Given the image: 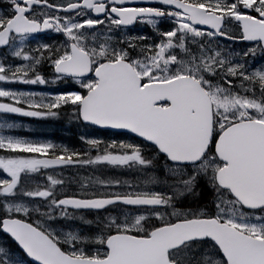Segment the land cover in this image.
I'll use <instances>...</instances> for the list:
<instances>
[{"label":"snow or ice","instance_id":"snow-or-ice-1","mask_svg":"<svg viewBox=\"0 0 264 264\" xmlns=\"http://www.w3.org/2000/svg\"><path fill=\"white\" fill-rule=\"evenodd\" d=\"M0 5V264H264V0Z\"/></svg>","mask_w":264,"mask_h":264},{"label":"flooded vegetation","instance_id":"flooded-vegetation-1","mask_svg":"<svg viewBox=\"0 0 264 264\" xmlns=\"http://www.w3.org/2000/svg\"><path fill=\"white\" fill-rule=\"evenodd\" d=\"M4 7L0 5V8ZM58 86H61L62 89L70 87L67 84H49L45 87L47 89H55ZM10 87L23 89V90H40L43 86H27V85H11ZM70 114H64L60 119H49V120H37L34 118H27V117H14V119L20 121L24 125L23 131H21V135H26L25 137L29 138V135H42L41 132L37 131L36 129H42L44 126L53 127V130L48 135H65L67 133L71 134V136H76L77 128L76 123L75 126L73 125V119L69 118ZM76 122V121H75ZM56 132H55V130Z\"/></svg>","mask_w":264,"mask_h":264},{"label":"rangeland","instance_id":"rangeland-1","mask_svg":"<svg viewBox=\"0 0 264 264\" xmlns=\"http://www.w3.org/2000/svg\"><path fill=\"white\" fill-rule=\"evenodd\" d=\"M148 30H150V29H148L146 26H143V25L138 26V28H137L138 32H148ZM56 85H58V84H56ZM61 89H62L61 86H58L55 89H47L45 86H43V88H41L38 91L56 92V91H60ZM77 129L79 131L80 136L81 135H90L92 137L99 138V139L106 140V141H110L113 139H117V140L124 139V137L118 136L114 132L100 131V130H98L94 127H91V126L88 128H83V127L77 126ZM52 130H53V127L44 126L41 130L36 129V132L39 131L42 133V135H29V138L38 139L41 141H50V142L55 143L57 145H62L61 143L55 142L54 140H52L51 136L48 135ZM24 136H26V135H24Z\"/></svg>","mask_w":264,"mask_h":264},{"label":"trees","instance_id":"trees-1","mask_svg":"<svg viewBox=\"0 0 264 264\" xmlns=\"http://www.w3.org/2000/svg\"><path fill=\"white\" fill-rule=\"evenodd\" d=\"M63 138V137H62ZM64 140V139H63ZM65 141L66 142H68L69 144H71V142H72V145L74 146V147H76V148H79L80 146H81V143H79L80 141L79 140H76V138H75V140H73V139H70L69 140V138L67 137L66 139H65Z\"/></svg>","mask_w":264,"mask_h":264},{"label":"water","instance_id":"water-1","mask_svg":"<svg viewBox=\"0 0 264 264\" xmlns=\"http://www.w3.org/2000/svg\"><path fill=\"white\" fill-rule=\"evenodd\" d=\"M100 130H104V129H100ZM104 131H114V130H104Z\"/></svg>","mask_w":264,"mask_h":264}]
</instances>
